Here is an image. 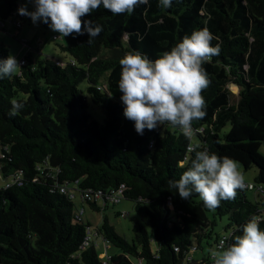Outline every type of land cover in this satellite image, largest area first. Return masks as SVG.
<instances>
[{"label":"trees","instance_id":"trees-1","mask_svg":"<svg viewBox=\"0 0 264 264\" xmlns=\"http://www.w3.org/2000/svg\"><path fill=\"white\" fill-rule=\"evenodd\" d=\"M22 1L0 0V20L9 21ZM88 20L103 32L91 44L87 34L65 37L58 45L68 61L34 63L24 54L26 65L0 80V172L5 179L21 176L19 184L0 189V264H103L96 247L84 245L91 225L79 217L75 201L51 192L56 182L78 181L82 190L105 195L124 185L123 202H134L138 218L128 241L103 215L99 233L119 251L110 264L188 263L192 248L197 254L213 238L216 221L209 220L210 212L228 219L230 244L252 215L264 230V0H172L171 8L148 0L131 15H113L101 6L82 17ZM204 27L221 53L202 65L210 84L202 92L206 116L193 121L199 131L189 140L165 123L138 135L123 114L120 60L133 50L158 59ZM9 54L0 43V59ZM13 99L23 108L10 115ZM90 102L106 114L103 123L90 113ZM189 144L230 157L244 171L256 167L255 187L263 189L258 199L251 201L247 188L215 210L196 193L181 199L168 181L179 180L190 166L195 153ZM43 165L51 177L41 173ZM109 203L105 198L87 204L105 212ZM216 237L217 245L222 236Z\"/></svg>","mask_w":264,"mask_h":264},{"label":"clouds","instance_id":"clouds-1","mask_svg":"<svg viewBox=\"0 0 264 264\" xmlns=\"http://www.w3.org/2000/svg\"><path fill=\"white\" fill-rule=\"evenodd\" d=\"M28 2L34 4L35 10L29 12L25 4L18 9V13L30 17L33 24L43 22L59 33L58 38L87 34V43L91 44L103 32V26L96 21H82V17L101 6L113 15H131L138 6L147 4L148 0ZM159 6L171 8L172 0H159ZM214 39L217 38L204 27L193 31L190 36H184L181 42L158 59L152 60L146 54L133 50L120 60L122 72L118 87L123 94L120 97L124 105L123 114L127 120L134 122L138 135L143 136L146 129L155 130L165 123L178 127L189 140L199 131L193 128V121L206 116L202 92L210 84L208 73L202 65L221 53L219 44L212 46ZM20 67L21 62L11 53L6 59H0V80L12 76ZM11 103L10 115H15L23 108V104L15 99ZM188 151L195 153L190 166L179 180L168 181L169 188L175 189L181 199L190 200L196 193L205 207L215 210L221 201L234 200L237 189L251 187L245 183V175L240 171L238 161L227 156L221 157L206 147L196 150L189 144ZM241 231L242 235L234 236L233 242L227 247L221 240L216 247L209 249L214 264H264V230H261L259 218L252 215Z\"/></svg>","mask_w":264,"mask_h":264},{"label":"rangeland","instance_id":"rangeland-1","mask_svg":"<svg viewBox=\"0 0 264 264\" xmlns=\"http://www.w3.org/2000/svg\"><path fill=\"white\" fill-rule=\"evenodd\" d=\"M25 4L27 5V9L29 12L34 11V4L33 3H29L28 0L21 2V6H23ZM4 22H6V28L8 29L9 28V22L8 21H4ZM41 29H42L41 34L46 33V34H48L47 36L51 37V40L45 42L46 43L45 48H49V49L53 50L54 52H56L53 54H57V56L52 55V54H46V55H48L54 59H61L62 61H68L69 60L68 56L61 52L59 45H58V44H64L65 39L60 38V40L58 42L52 41V38L54 35L59 37V33L54 32L51 29H49V30H46L45 28H41ZM0 32H2V31H0ZM4 37H5L4 33H2V34L0 33V43L2 42ZM7 39L10 40L11 38H7ZM40 40H42V39H40ZM10 41L14 42L13 40H10ZM7 45H8V42H7ZM13 46H15V43ZM12 54L15 55L14 50H12ZM231 90L235 94L238 92V89L236 87H232ZM89 111L99 122H101V123L104 122L106 114L100 108L95 106L92 102H90ZM229 130H230V126H228L225 129V132H228ZM260 152L264 156V143L260 148ZM0 155H1V147H0ZM240 171L243 172L245 175V183H248V184L252 185L253 187H255L256 186L255 185V178L258 175V169L256 167H253L249 171H244L243 168L240 166ZM12 181H13V177L5 179L0 172V189L6 188L8 183H11ZM247 196L251 201H256L258 199L257 191H256V189H253V188H251L247 192ZM74 201H75V205H76L77 210H81V208L85 209V214L83 215V219L85 222H88L91 225L90 229L92 230V235H93L92 240L98 241V247L96 248L98 253L104 252L103 242H102L101 238L95 236L96 232L98 231V229L100 228V226L102 224L103 215H106L108 217L110 224L116 229L118 234L125 237L128 241H132V239L134 237V233H133L134 220L138 218V216L134 210V206H135L134 202L129 201V200H125L120 205H114L112 202H110L108 205V208L105 212H97V211L92 210L87 203L83 204L78 199L74 200ZM120 212H125L127 215L124 217H119L117 215V213H120ZM208 217H209V220L211 222L216 221V225L214 227L213 238L211 240H208V241L205 240L203 242L202 249H199V253L196 256L197 259H202L205 256L207 258H210L211 254L209 252V249L216 247V244H215L216 238H217L216 235L221 237V236L226 235V232H227L226 231V227L228 225V219L227 218L220 219L218 217H215L214 212L208 213ZM111 252L112 253H119V251L113 247L111 249Z\"/></svg>","mask_w":264,"mask_h":264},{"label":"built area","instance_id":"built-area-1","mask_svg":"<svg viewBox=\"0 0 264 264\" xmlns=\"http://www.w3.org/2000/svg\"><path fill=\"white\" fill-rule=\"evenodd\" d=\"M25 19V16L20 15L18 12L14 13V15L9 19L10 23L13 24V26H15L16 28H20L22 25V21ZM5 25L4 21L0 20V28H3ZM54 40L58 39V36H54L53 38ZM43 44L42 40H38V45L41 46ZM23 45L25 47H29V41L28 40H24L23 41ZM22 64V66L26 65V59L25 57H22V59L19 60ZM58 65L63 66L64 62H57ZM39 170L41 171L42 174H44L47 177H51V171L50 169H48L45 165L40 166ZM54 172V170H53ZM60 171L54 172V173H58ZM13 177V176H12ZM21 182V176L20 173H17L14 177H13V181L11 183H8L7 186H10L12 184L15 183H20ZM256 189V191L258 192L259 190H261L263 192L262 187H253L251 185V187H248L247 189ZM123 189H124V185L121 186L118 190H111L107 195L103 194L101 191H94L91 189H87V190H82L80 188L79 182L77 181L76 183H64V184H60L58 182H56L54 184V186L51 188V192L54 193L55 191H59L61 194L68 196L70 199L73 200H79L81 203L85 204V203H90V202H102L105 200V198L109 201L112 202L114 205H120L123 200H124V195H123ZM85 213V209L81 208V210H78V214L79 217L83 219V215ZM120 217H124L127 214L125 212L120 213ZM230 238L231 235L229 233H226V235L222 236L219 240V242L221 240H223L225 242V247H227L230 244ZM218 242V244H219ZM94 245L95 247H97V243L93 242L92 240V233H91V229L89 228L88 231V235L86 237L85 240V247L86 246H90V245ZM217 244V245H218ZM216 245V246H217ZM111 246L104 241V249L105 252L103 253L101 259L103 260V264H110V260L112 258V256H110L108 254V251L110 250ZM197 247H193L191 250V253L189 254V256L187 257V262L186 264H189L190 262L192 263L193 261H198V263L203 260V259H197L196 257H194L195 252L197 251ZM209 262H214V260L212 259V257L208 258ZM202 263V262H200ZM203 264V263H202Z\"/></svg>","mask_w":264,"mask_h":264},{"label":"crops","instance_id":"crops-1","mask_svg":"<svg viewBox=\"0 0 264 264\" xmlns=\"http://www.w3.org/2000/svg\"><path fill=\"white\" fill-rule=\"evenodd\" d=\"M8 22H9V28L8 29L6 28V22H5L4 27L0 28L1 29L0 31H2L0 33L1 34L4 33V36H5L4 39L6 38L5 39L6 41L3 39L1 43L6 45L10 49L11 54H12V50H14V52H15L14 56L16 58L18 57L17 59H20L21 56L26 54L27 56L32 57L34 63H38L41 60L54 59V58H52L46 54H52V55L57 56V54H53L56 52H54L53 50H51L49 48H45L46 47L45 42L51 40V37L47 36L48 34H46V33L41 34L42 33L41 28H43L42 22H39L38 24H33L31 18L25 16V19L22 21L23 25L20 29H17L15 26H13V24H11L10 21H8ZM7 38H11L10 40H13L14 42L10 41ZM25 39L30 42L29 43L30 48L25 47L23 45V41ZM39 39H42V42H43V44L41 46L38 45ZM52 41H53V38H52ZM7 42H8V45H7ZM14 43H15V46H13ZM91 233H92V230H91ZM95 236L101 238V240L103 242V247H104V240L99 233V229L96 232ZM92 237H93V235H92ZM93 242L97 243V247H98V241H93ZM111 249H112V247L108 251V254L110 256L115 254V253L111 252ZM104 252H105V249H104ZM104 252L100 253V257H102ZM197 255H198V253L195 254V256H197Z\"/></svg>","mask_w":264,"mask_h":264},{"label":"water","instance_id":"water-1","mask_svg":"<svg viewBox=\"0 0 264 264\" xmlns=\"http://www.w3.org/2000/svg\"><path fill=\"white\" fill-rule=\"evenodd\" d=\"M214 264V263H213Z\"/></svg>","mask_w":264,"mask_h":264}]
</instances>
